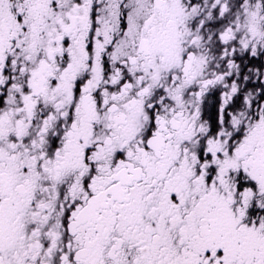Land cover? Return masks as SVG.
<instances>
[{
    "label": "snow or ice",
    "instance_id": "6c2138e0",
    "mask_svg": "<svg viewBox=\"0 0 264 264\" xmlns=\"http://www.w3.org/2000/svg\"><path fill=\"white\" fill-rule=\"evenodd\" d=\"M0 264H264V0H0Z\"/></svg>",
    "mask_w": 264,
    "mask_h": 264
}]
</instances>
